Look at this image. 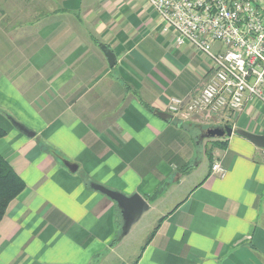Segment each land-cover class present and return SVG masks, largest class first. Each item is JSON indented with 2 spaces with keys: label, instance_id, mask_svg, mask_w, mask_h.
<instances>
[{
  "label": "crops",
  "instance_id": "1",
  "mask_svg": "<svg viewBox=\"0 0 264 264\" xmlns=\"http://www.w3.org/2000/svg\"><path fill=\"white\" fill-rule=\"evenodd\" d=\"M211 69L175 45L147 0H0V154L26 182L0 222V264H105L118 253L128 236L111 245L118 204L92 183L144 196L151 231L163 218L121 264H264V149L237 133L205 147L216 126L264 134V105L165 118ZM216 159L225 177L212 173Z\"/></svg>",
  "mask_w": 264,
  "mask_h": 264
},
{
  "label": "built area",
  "instance_id": "2",
  "mask_svg": "<svg viewBox=\"0 0 264 264\" xmlns=\"http://www.w3.org/2000/svg\"><path fill=\"white\" fill-rule=\"evenodd\" d=\"M173 33L175 45L189 44L204 53L212 75L202 90L172 97L173 114L242 113L247 104L264 105V0H147ZM212 173L225 177L220 159Z\"/></svg>",
  "mask_w": 264,
  "mask_h": 264
},
{
  "label": "water",
  "instance_id": "3",
  "mask_svg": "<svg viewBox=\"0 0 264 264\" xmlns=\"http://www.w3.org/2000/svg\"><path fill=\"white\" fill-rule=\"evenodd\" d=\"M105 53L108 57L110 66H114L116 62L115 54L109 50L105 51ZM15 124L27 135H34V132L26 128L24 125L18 122H15ZM233 133H237L247 138L256 146L264 149V134L253 133L244 129H234V127L229 125L209 128L207 135L214 139H221L227 136H231ZM65 164L72 171L76 170V165H73L68 161H65ZM92 187L106 194L109 198H111L118 204L123 219V236L127 235L130 232L132 226L137 223L141 219V217L150 209V203L140 193H134L133 195L128 196L122 192L109 189L103 185H99L96 183H92Z\"/></svg>",
  "mask_w": 264,
  "mask_h": 264
},
{
  "label": "rangeland",
  "instance_id": "4",
  "mask_svg": "<svg viewBox=\"0 0 264 264\" xmlns=\"http://www.w3.org/2000/svg\"><path fill=\"white\" fill-rule=\"evenodd\" d=\"M171 113V112H170ZM173 116L174 114L171 113ZM178 115V114H176ZM200 131H197L196 129H192L190 131L191 136L186 137L185 140L192 142V146H195L196 150V157L199 159L200 156H202V145H197L198 142H202L204 139L202 138H196L197 134H199ZM217 139H211L208 138L207 143L209 142L210 147L208 144L205 145L206 150H210V148L213 146L214 141ZM194 141V142H193ZM188 142V144H190ZM195 144V145H194ZM195 158L194 160H196ZM204 162L201 165L202 167L201 172L205 171L209 165V159L204 156ZM156 211H148L145 213L141 219L134 224L132 227V230L130 233H128V236L124 240V243L122 244L121 248L119 249L118 253H113L110 258L107 260L105 264H121L126 261L134 260L138 253L141 251L142 246L146 243L150 236L151 227L154 224V221L156 220ZM123 227V226H122ZM121 227V231H122Z\"/></svg>",
  "mask_w": 264,
  "mask_h": 264
},
{
  "label": "trees",
  "instance_id": "5",
  "mask_svg": "<svg viewBox=\"0 0 264 264\" xmlns=\"http://www.w3.org/2000/svg\"><path fill=\"white\" fill-rule=\"evenodd\" d=\"M165 118L169 122H172L174 120L173 115L170 113L165 114ZM6 134V130L0 126V138L4 137ZM226 143L227 141L224 139H217L214 141L213 145L225 147L227 145ZM209 155H211V153H209ZM25 188L26 182L24 181V179L17 173L12 164L0 154V222L6 214L10 203L18 195H20V193H22ZM159 195L160 192L158 191V193L148 196V198L153 200ZM116 206L118 207V227L120 228L123 225V220L122 215L119 211V206ZM162 220L163 218L159 220L158 225L151 231L148 241L155 235ZM122 237V231L119 229L116 238L111 243V245L114 246L115 244H117L122 239Z\"/></svg>",
  "mask_w": 264,
  "mask_h": 264
}]
</instances>
